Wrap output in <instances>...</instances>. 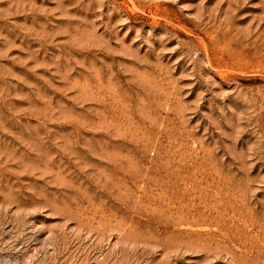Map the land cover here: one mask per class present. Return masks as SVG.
<instances>
[{
  "label": "rangeland",
  "instance_id": "374dc122",
  "mask_svg": "<svg viewBox=\"0 0 264 264\" xmlns=\"http://www.w3.org/2000/svg\"><path fill=\"white\" fill-rule=\"evenodd\" d=\"M0 264H264V0H0Z\"/></svg>",
  "mask_w": 264,
  "mask_h": 264
}]
</instances>
